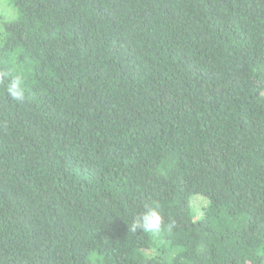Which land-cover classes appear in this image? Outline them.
Here are the masks:
<instances>
[{
    "label": "trees",
    "instance_id": "obj_1",
    "mask_svg": "<svg viewBox=\"0 0 264 264\" xmlns=\"http://www.w3.org/2000/svg\"><path fill=\"white\" fill-rule=\"evenodd\" d=\"M5 1L0 264H264V0Z\"/></svg>",
    "mask_w": 264,
    "mask_h": 264
},
{
    "label": "clouds",
    "instance_id": "obj_2",
    "mask_svg": "<svg viewBox=\"0 0 264 264\" xmlns=\"http://www.w3.org/2000/svg\"><path fill=\"white\" fill-rule=\"evenodd\" d=\"M4 79H9V73H0V81ZM6 92L9 97L17 102L25 100L26 89L22 75L17 74L9 79ZM162 223L163 217L158 206L146 205L144 212L132 223L131 231L136 232L139 229L153 236H159L162 232Z\"/></svg>",
    "mask_w": 264,
    "mask_h": 264
},
{
    "label": "rangeland",
    "instance_id": "obj_3",
    "mask_svg": "<svg viewBox=\"0 0 264 264\" xmlns=\"http://www.w3.org/2000/svg\"><path fill=\"white\" fill-rule=\"evenodd\" d=\"M6 5H7V1L5 0H0V14L3 12V10L6 8ZM204 197V196H203ZM207 200L208 198L205 197ZM209 201V200H208Z\"/></svg>",
    "mask_w": 264,
    "mask_h": 264
}]
</instances>
